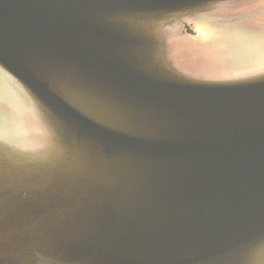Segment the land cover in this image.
<instances>
[{
	"label": "water",
	"instance_id": "water-1",
	"mask_svg": "<svg viewBox=\"0 0 264 264\" xmlns=\"http://www.w3.org/2000/svg\"><path fill=\"white\" fill-rule=\"evenodd\" d=\"M0 264H264V0H0Z\"/></svg>",
	"mask_w": 264,
	"mask_h": 264
}]
</instances>
